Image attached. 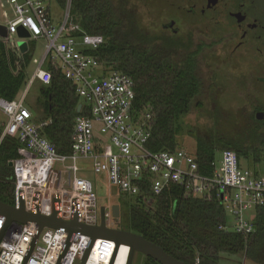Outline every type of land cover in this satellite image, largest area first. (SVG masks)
I'll use <instances>...</instances> for the list:
<instances>
[{
	"label": "built area",
	"instance_id": "built-area-1",
	"mask_svg": "<svg viewBox=\"0 0 264 264\" xmlns=\"http://www.w3.org/2000/svg\"><path fill=\"white\" fill-rule=\"evenodd\" d=\"M6 1L13 13L6 23H0L7 29V37L1 38L7 47L22 55L30 49L29 39L46 40L45 51L29 84L35 79L47 84L51 73L45 65L50 63L73 84L80 98L79 112H89L75 118L71 150L60 154L42 134L49 120L34 121L25 107L26 87L13 99L0 96V111L7 117L0 141L8 136L18 142L17 154L8 160L14 175L11 206L21 205L26 213L38 211L43 216L55 210L61 220H71L75 215L83 225H99L100 207L92 182L78 176L86 173L85 165H78V161L91 160L92 172L104 174L125 199H136L142 185L157 196L172 184H182L198 197L214 193L230 213L234 232H253V220H245L243 212L264 206V152L262 162L253 169L243 168L235 151L222 150L220 157L211 161V171L203 173L195 156L184 149L151 151L147 147L151 136L150 112L135 110L134 82L128 75L105 70L85 53L96 49L104 39L86 33L72 21L71 0H66L64 19L58 27L52 22L48 0ZM19 27L29 36L18 37ZM78 31L80 35H72ZM18 41L26 42L25 52L19 50ZM95 69H99L98 75L94 74ZM113 205L103 206L108 228L112 227L106 225V220L115 222ZM66 239L67 232L61 227L39 229L33 220L7 223L0 213V264H74L76 259L79 264L88 248L89 236L74 233L65 250ZM93 249L98 263L109 264L115 242L97 238L90 254ZM127 258L128 253L126 261Z\"/></svg>",
	"mask_w": 264,
	"mask_h": 264
},
{
	"label": "trees",
	"instance_id": "trees-1",
	"mask_svg": "<svg viewBox=\"0 0 264 264\" xmlns=\"http://www.w3.org/2000/svg\"><path fill=\"white\" fill-rule=\"evenodd\" d=\"M50 1L64 10L66 0ZM255 4L256 0L251 1L248 10ZM70 16L83 31L104 39L96 49L85 53L105 70L120 71L133 80L135 110L151 114V136L147 142L151 151L177 149V136L187 129L195 138V150L190 154L203 173L211 171V161L225 149L235 151L240 163L245 160L249 168L260 165L264 114L262 119L256 115L264 113V103L254 107L243 133L222 129L217 116H212L213 123L206 129L185 121L192 109L209 115H215L217 110L204 108L199 100L203 87L197 73V52L191 50L190 37L182 35L174 21L162 23L158 31L148 30L129 0H71ZM252 16L262 34L264 15L259 10ZM72 35L78 36L80 32ZM30 57V49L19 55L0 38V96L13 99L24 88ZM45 68L51 78L42 85L41 98L36 101V107L45 115L40 120H49L42 134L58 153L67 154L71 150L75 118L89 112L76 111L80 98L63 72L50 63ZM253 83L264 90V78H255ZM209 96L215 103L211 89ZM3 125L0 121V135ZM17 147L14 138L5 136L0 141V201L8 205L14 203V175L8 160L17 154ZM141 187L136 199H121L125 209L121 211L123 221L118 229L140 234L186 264H196L197 259L199 264H220L224 255L239 254L247 261L264 264V206L255 208L253 232L243 235L227 228L225 207L214 193L198 197L184 185L172 184L155 196L144 185ZM142 264L160 263L143 255Z\"/></svg>",
	"mask_w": 264,
	"mask_h": 264
},
{
	"label": "rangeland",
	"instance_id": "rangeland-1",
	"mask_svg": "<svg viewBox=\"0 0 264 264\" xmlns=\"http://www.w3.org/2000/svg\"><path fill=\"white\" fill-rule=\"evenodd\" d=\"M236 1L238 0H190V2L188 0H129L130 5L136 7L143 25L148 30L158 31L162 23L172 20L175 26L181 29L182 35L190 37L191 50L197 52V73L203 87L199 100L204 108L217 110L215 115L203 112L199 114L195 109L189 112L185 121L201 129L210 127L213 123L212 116H217L221 124L219 127L222 129L230 128L243 133L247 128L246 121L250 120L254 107L264 103V90H259L253 83L255 78H264V32L261 34L257 31L256 20H253L252 16V14L255 16V11L259 10L264 15V0H256L257 4L249 10L247 18L245 13L237 12ZM48 6L52 22L58 27L63 22L64 11L54 1H50ZM2 11L0 9V23H6L13 16L12 8L7 1ZM29 42H31L29 44L31 57L26 67L27 77L24 88L26 87L27 91L24 105L30 110L33 120L38 122L45 117L44 113L36 107L37 99L41 98L40 90L43 83L36 80L29 84V80L43 56L46 40L43 37H37L34 40L29 39ZM99 73V69L94 70L95 75ZM210 89L216 96L213 100L215 103L210 101ZM225 118L230 121L229 124ZM6 119L7 117L0 111V121L5 123ZM234 123H237L236 127L233 126ZM177 149L194 153L195 138L187 133V129L178 134ZM219 157L220 154H217V158ZM78 165L86 167V173H79L78 176L92 182L98 207L108 208L111 204H118L121 211L125 209L124 204L121 203V199L125 198L120 196L116 187L109 184L104 174L92 172L91 160L78 161ZM240 165L243 168H249L245 160H241ZM254 216V208L243 212V218L247 221H252ZM119 218V222L113 223L106 220V225L119 228L120 222L123 221L121 213ZM226 218L227 228L233 230V220L228 210H226ZM126 256L127 248L120 247L114 264H125ZM142 260L143 255L135 252L132 264H142ZM78 262L79 260L76 259L74 264ZM219 263L255 264L245 260L241 254L224 255ZM86 264H95V261L88 259Z\"/></svg>",
	"mask_w": 264,
	"mask_h": 264
},
{
	"label": "water",
	"instance_id": "water-1",
	"mask_svg": "<svg viewBox=\"0 0 264 264\" xmlns=\"http://www.w3.org/2000/svg\"><path fill=\"white\" fill-rule=\"evenodd\" d=\"M17 36L21 38H26L29 36L28 32L19 27L17 30ZM7 37V29L6 26L0 24V38ZM18 48L21 52H25L27 49V44L25 41H18ZM80 104L77 105L76 111L79 112ZM258 119L263 118V113L259 112L257 115ZM9 166L11 163H8ZM0 213L6 217V222L9 221H20V220H33L35 221L39 229L43 226L47 227H61L67 232V239L65 242V250L69 245L71 237L74 233H82L89 236V244L86 252L80 259L79 264H85L90 254L91 247L97 238H109L115 242V249L113 255L110 259L109 264H114L116 253L118 250V246L120 244H127L129 246V253L126 264H132L133 255L135 252H140L144 256L151 257L156 260L160 264H186L185 262L176 259L171 254L167 253L163 250L162 247L145 239L143 236L137 233H133L130 231H125L118 228H108L104 224L103 218V207H100V224L96 226H86L80 223L78 217L75 215L71 218V220L64 221L61 220L57 212L54 210L51 215L43 216L40 215L38 211L26 213L23 207L20 205L19 208L13 207L11 205L5 204L0 201ZM112 215L114 217V221L117 222L119 219L120 211L119 205L114 204L112 206ZM64 251L62 252V254ZM196 264H199L197 259Z\"/></svg>",
	"mask_w": 264,
	"mask_h": 264
},
{
	"label": "flooded vegetation",
	"instance_id": "flooded-vegetation-1",
	"mask_svg": "<svg viewBox=\"0 0 264 264\" xmlns=\"http://www.w3.org/2000/svg\"><path fill=\"white\" fill-rule=\"evenodd\" d=\"M251 1H253V0H244V2H243V0L236 1L237 7H238L237 12L240 11L241 13H245L246 18H247V15H249L248 14L249 13L248 6H249ZM190 8L192 10V7H190ZM246 8H247V10H246ZM120 213H121V210H120ZM119 217H120V215H119ZM119 220H120V218L118 219V221Z\"/></svg>",
	"mask_w": 264,
	"mask_h": 264
},
{
	"label": "bare ground",
	"instance_id": "bare-ground-1",
	"mask_svg": "<svg viewBox=\"0 0 264 264\" xmlns=\"http://www.w3.org/2000/svg\"><path fill=\"white\" fill-rule=\"evenodd\" d=\"M122 246L125 247V248H127V253H129V249H130L129 246H128L127 244H123ZM122 246H121V247H122ZM119 249H120V247L118 246L117 253H118ZM117 253H116V256H117ZM126 257H127V256H126ZM89 259L94 260V261H95V264H100V263H98V262H99V259H98V257H97L96 251H95L94 249L92 250ZM115 259H116V258H115Z\"/></svg>",
	"mask_w": 264,
	"mask_h": 264
},
{
	"label": "crops",
	"instance_id": "crops-1",
	"mask_svg": "<svg viewBox=\"0 0 264 264\" xmlns=\"http://www.w3.org/2000/svg\"><path fill=\"white\" fill-rule=\"evenodd\" d=\"M5 1L6 0H0V9H1V11H2V8H3V6H4V3H5ZM9 5V4H8ZM10 6V5H9ZM2 15H3V11H2ZM3 41V40H2ZM31 42H29V44H30ZM24 54V53H23ZM22 54V55H23ZM36 68V67H35ZM35 70V69H34ZM34 70H33V72H34ZM33 72H32V74H33ZM32 76V75H31ZM37 79H35L32 83H34L35 81H36ZM39 81V80H38ZM40 82V81H39ZM21 93V92H20ZM19 94V93H18ZM4 126V125H3ZM118 205V204H117ZM119 211H120V206H119Z\"/></svg>",
	"mask_w": 264,
	"mask_h": 264
}]
</instances>
